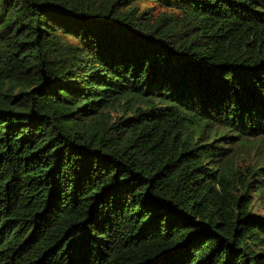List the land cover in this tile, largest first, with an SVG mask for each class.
<instances>
[{"label": "trees", "instance_id": "obj_1", "mask_svg": "<svg viewBox=\"0 0 264 264\" xmlns=\"http://www.w3.org/2000/svg\"><path fill=\"white\" fill-rule=\"evenodd\" d=\"M261 211L264 0H0V264H264Z\"/></svg>", "mask_w": 264, "mask_h": 264}, {"label": "rangeland", "instance_id": "obj_2", "mask_svg": "<svg viewBox=\"0 0 264 264\" xmlns=\"http://www.w3.org/2000/svg\"><path fill=\"white\" fill-rule=\"evenodd\" d=\"M152 6H153L152 3H145V4L142 5V8H145V7H152ZM154 10H156V12H157V11H159L160 9L157 8V7H155ZM253 153H254V152H252V154H253ZM249 157H250V156H249ZM261 212L264 214V211H261Z\"/></svg>", "mask_w": 264, "mask_h": 264}]
</instances>
